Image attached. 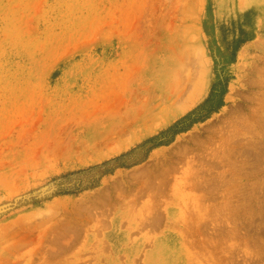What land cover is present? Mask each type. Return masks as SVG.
I'll list each match as a JSON object with an SVG mask.
<instances>
[{
	"label": "rangeland",
	"instance_id": "1",
	"mask_svg": "<svg viewBox=\"0 0 264 264\" xmlns=\"http://www.w3.org/2000/svg\"><path fill=\"white\" fill-rule=\"evenodd\" d=\"M263 151L264 0H0V264H264Z\"/></svg>",
	"mask_w": 264,
	"mask_h": 264
},
{
	"label": "trees",
	"instance_id": "2",
	"mask_svg": "<svg viewBox=\"0 0 264 264\" xmlns=\"http://www.w3.org/2000/svg\"><path fill=\"white\" fill-rule=\"evenodd\" d=\"M100 171H101V167L95 166V167H91V168H88L87 170L80 172L78 175L85 176L84 177L85 180L82 182H79V184H76L75 186H69L65 189L70 190V191H77V190H82V189L87 188L89 185H91L93 179L95 178L97 173Z\"/></svg>",
	"mask_w": 264,
	"mask_h": 264
},
{
	"label": "bare ground",
	"instance_id": "3",
	"mask_svg": "<svg viewBox=\"0 0 264 264\" xmlns=\"http://www.w3.org/2000/svg\"><path fill=\"white\" fill-rule=\"evenodd\" d=\"M254 132V131H253ZM264 152V151H263ZM240 159V158H239ZM243 161V160H242ZM247 161V160H246ZM255 161H256V159H255ZM258 169V168H257Z\"/></svg>",
	"mask_w": 264,
	"mask_h": 264
}]
</instances>
